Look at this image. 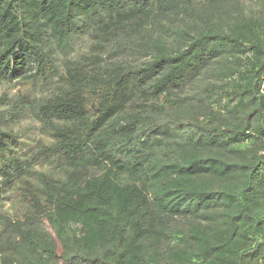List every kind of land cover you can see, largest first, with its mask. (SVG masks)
<instances>
[{
	"label": "trees",
	"instance_id": "1",
	"mask_svg": "<svg viewBox=\"0 0 264 264\" xmlns=\"http://www.w3.org/2000/svg\"><path fill=\"white\" fill-rule=\"evenodd\" d=\"M13 81L0 264H264L263 15L240 0H0ZM27 117L47 141L10 130Z\"/></svg>",
	"mask_w": 264,
	"mask_h": 264
},
{
	"label": "rangeland",
	"instance_id": "2",
	"mask_svg": "<svg viewBox=\"0 0 264 264\" xmlns=\"http://www.w3.org/2000/svg\"><path fill=\"white\" fill-rule=\"evenodd\" d=\"M241 4L244 7L245 13L250 16V15H263L264 16V0H240ZM88 39L86 37H79L78 41L74 47L73 53L70 55V57H75L79 53L85 52L88 47ZM59 61H61V58H59ZM19 88V85L17 84L16 81H13L11 83H6L2 82L0 83V94L2 93H8V94H13L15 91H17ZM10 130L12 132H19L23 135H25V139L27 140L28 143L30 140H36L38 138L43 139L44 141H47L46 137L40 134L39 131V125L35 120H32L30 117H27L24 120H21L17 124H13L10 127ZM8 205L7 203L4 204L3 209H7Z\"/></svg>",
	"mask_w": 264,
	"mask_h": 264
}]
</instances>
